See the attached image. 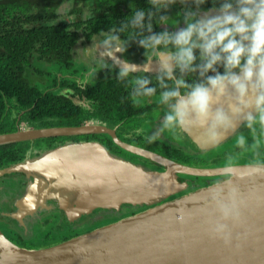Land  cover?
Instances as JSON below:
<instances>
[{"label":"water","instance_id":"obj_1","mask_svg":"<svg viewBox=\"0 0 264 264\" xmlns=\"http://www.w3.org/2000/svg\"><path fill=\"white\" fill-rule=\"evenodd\" d=\"M88 133H108L121 148L164 169L148 170L112 154L100 142H68L0 170V175L24 173L46 183L38 203L16 216L21 219L32 214L52 196L68 202L69 220H78L98 208L120 210L125 204L148 207L39 248L15 243L0 228V264H264V172L249 175V162L236 163L234 170V182L245 205L241 222L233 227L232 241L226 245L208 229L206 202L213 183L179 195L186 186L180 175L222 177L223 165L175 161L128 144L101 124L19 127L14 132H0V146ZM186 134L204 149L216 146L199 129Z\"/></svg>","mask_w":264,"mask_h":264},{"label":"clouds","instance_id":"obj_2","mask_svg":"<svg viewBox=\"0 0 264 264\" xmlns=\"http://www.w3.org/2000/svg\"><path fill=\"white\" fill-rule=\"evenodd\" d=\"M208 3L147 0V7L130 5V14L95 39L98 68L92 72L114 73L130 86L134 103L158 94L162 119L147 134L148 143L166 131L186 134L193 128L212 145L233 138L235 152L226 154L222 177L213 182L206 202L209 233L228 245L245 205L234 182L235 154H248L249 175L264 172V0H211L205 7ZM160 25L175 30L155 31ZM131 43L144 49L141 65L116 55L127 52Z\"/></svg>","mask_w":264,"mask_h":264},{"label":"flooded vegetation","instance_id":"obj_3","mask_svg":"<svg viewBox=\"0 0 264 264\" xmlns=\"http://www.w3.org/2000/svg\"><path fill=\"white\" fill-rule=\"evenodd\" d=\"M107 3L109 9L102 13L93 12L90 9V5L94 8H96L98 4L101 6V0H86V2L63 0L62 3H59V10L57 12L58 17L56 18H58V20L65 19L68 21L71 19H80L78 17H81L84 24H86L87 20L91 18H97L98 21H96V23L100 24L101 17L103 15L102 18L110 19L109 27H111L130 14V5L139 7L148 6L147 0H109ZM75 5H78V7L83 9L81 14H76L71 11V8ZM210 5L211 0H209V3L205 5V7H210ZM179 7V5L174 6L171 11L174 13ZM67 8L68 10H66ZM180 26L182 27L183 24L181 23ZM109 27H102L97 31L92 32L91 35L88 34L91 32L88 27H85L83 30L79 31L78 40L72 46L71 56L68 60H50L49 58L43 56L35 59L34 63L28 69V75L34 81L43 82V86L46 87L47 90H54L56 93L61 94H72L71 98L76 100L78 105H82L84 108L92 110L93 106L89 103L87 95L82 91H85L89 86L95 85L98 80L102 79L121 83L116 80L114 73L110 72L108 69L98 71L95 74L92 72L94 67L98 68V61L95 59L94 55L93 43L99 32L101 30H107ZM164 27H169L170 30H175L168 25H160L154 30L160 31ZM116 55L122 60L127 58L130 62L138 65H141L144 61V49L138 47L135 43H131L127 52L123 55L120 53H116ZM152 68L154 73L156 69L155 61L152 62ZM153 73H150V75ZM64 91L65 93H62ZM129 91L130 86L125 85L124 92L128 98L127 101L125 99V106H122L119 101L114 104L112 103V105L114 111L120 110L121 112H129L133 114L131 118L117 123L102 121L100 119H91L85 121L83 124L106 125L116 132L119 139L128 144L142 147L162 154L175 161L191 165L220 166L219 163H214V159H223L222 157L226 156V154L235 152L233 147L234 140L231 137L226 138L223 142L217 144L213 148L204 149L195 143L194 140H192L187 134L177 132V136L182 137L185 141V143H180L178 140L179 137H176L175 132L172 133L175 135L173 136L167 133L170 131H166L159 140L153 143H148L146 140L147 134L154 129L158 120L162 119L163 108L156 103L159 98L158 94L151 99L141 98L140 103L137 104L130 98ZM7 109L10 110V106H8ZM24 112L25 111H22L20 115L18 114L17 116L15 124L18 129L19 127L23 128V124L26 123L25 121H21V116ZM53 126L59 125H51L47 127ZM49 138L60 139H55L53 141L46 140ZM84 141L100 142L105 145L112 154L121 158L129 159L130 161H133L148 170L164 169L147 158L130 153L121 148L108 133H88L78 136H56L25 141L29 142V144L25 148L22 159L18 162H21L26 158L38 157L43 152L68 142ZM16 149L18 150L19 148ZM217 153L218 155L215 156ZM236 154L244 157L247 155L245 152H239ZM221 155L223 156L220 157ZM1 169L3 168H0V170ZM220 178L221 177H197L185 174L180 175V181L186 186L179 195L208 186ZM45 187L46 183L43 179L28 177L24 173L0 175V227L6 230L7 235H10L8 237H10V239L15 243L27 247L29 246L27 242L35 241L37 236L47 239L46 237L50 233L52 236L59 235L58 239L54 243L62 242L116 221L121 217L131 215L133 212L139 211L135 210V206L125 204L120 210L98 208L89 214L83 215L78 220H69L66 215L68 202L63 197L52 196L46 197L41 205L35 209L32 214L23 216L21 219L16 216L36 205L38 203L39 196L45 191ZM33 222L35 223L32 224ZM39 222H44L45 225H48L47 228H44L43 225H39ZM35 225L37 228L35 227L36 229L34 230ZM64 225L67 227L62 230Z\"/></svg>","mask_w":264,"mask_h":264},{"label":"trees","instance_id":"obj_4","mask_svg":"<svg viewBox=\"0 0 264 264\" xmlns=\"http://www.w3.org/2000/svg\"><path fill=\"white\" fill-rule=\"evenodd\" d=\"M63 0H0V132L18 130V114L25 111L21 121L30 127L79 126L91 119L120 122L133 116L131 113L113 109L115 102L125 106L128 98L125 84L98 80L84 92L92 110L78 105L72 94L47 90L43 82L34 81L28 69L35 59L43 56L68 60L72 46L77 42L79 31L85 27L92 32L109 27L108 18H91L84 24L83 19L58 20L59 3ZM76 2L86 0H75ZM109 0H101V6L90 5L93 12L104 13L109 9ZM71 11L81 14L83 9L75 5ZM50 12V13H49ZM49 15L46 17V15ZM101 16V15H100ZM85 25V27H84ZM62 93H65L62 92ZM117 96V97H116ZM95 104V105H94ZM10 106V110L7 107ZM14 109V110H13ZM94 110V111H93ZM57 119V120H56ZM60 138H49L53 141ZM29 142L0 146V168L20 161ZM16 148H19L18 150ZM146 206H137L139 211ZM137 212V211H136ZM136 212H133L136 213Z\"/></svg>","mask_w":264,"mask_h":264},{"label":"rangeland","instance_id":"obj_5","mask_svg":"<svg viewBox=\"0 0 264 264\" xmlns=\"http://www.w3.org/2000/svg\"><path fill=\"white\" fill-rule=\"evenodd\" d=\"M86 8V7H85ZM84 8V9H85ZM65 10V9H64ZM66 10H68V8L66 9ZM65 10V11H66ZM23 126L26 128V127H30L28 124H26V123H24L23 124ZM169 135H173V136H175L176 135V137H179V141H180V143H185V141L183 140V138L182 137H180V136H177V132H175V135L174 134H172V133H174V132H172V131H170V132H167ZM179 135V134H178ZM176 154V153H175ZM245 154H247V153H245ZM216 155H218V153L217 154H215V156ZM223 155H221L220 157H222ZM223 159H214V163H216V164H218L219 163V165L220 166H222L223 164H224V162H225V156H223L222 157ZM245 162H249V160H248V154L246 155V157H244V156H239L238 154H235V163H245ZM215 166H218V165H215ZM135 210H138V209H135ZM35 222H33L32 224H34ZM39 225H43V227L44 228H47V226L48 225H45V223L44 222H39L38 223ZM37 228V226L35 225L34 226V230ZM41 227V226H40ZM66 225H64L63 227H62V230L63 229H66ZM1 228V227H0ZM2 229V228H1ZM2 231L7 235V233H6V230L5 229H2ZM37 231V230H36ZM7 236H10L9 234L7 235ZM58 237H59V235H57V236H52V234L50 233L46 238L47 239H44L43 237H41V236H37V239L35 240V241H33V242H27V244H29V246H27V247H29V248H39V247H45V246H49V245H52V244H54V242L58 239ZM10 238V237H9ZM43 240V241H42ZM46 240V241H45ZM42 241V242H41ZM59 241H61V240H59ZM26 245V244H25Z\"/></svg>","mask_w":264,"mask_h":264}]
</instances>
